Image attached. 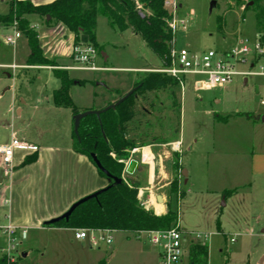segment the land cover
Masks as SVG:
<instances>
[{"label": "rangeland", "instance_id": "374dc122", "mask_svg": "<svg viewBox=\"0 0 264 264\" xmlns=\"http://www.w3.org/2000/svg\"><path fill=\"white\" fill-rule=\"evenodd\" d=\"M10 1H0V15L5 16L9 13ZM176 1L182 7L178 10L177 20L187 22L185 30L180 28L176 32L178 48L189 47L196 52L213 50L221 54L235 48L243 39L253 42L258 35L254 10L244 12V8L237 7L235 3L218 0V7L211 13L210 0ZM219 18L224 19L223 30L219 27ZM14 33L13 28L8 29L7 34L1 38V64H22L29 54L28 46L21 37L15 47L5 45L3 38L12 36ZM96 35L98 42L104 47V53L109 58L108 61H104L102 57H98L97 66L102 70L68 71L72 79L86 82L85 86L73 85L70 92L74 105L81 113L98 111L105 109L109 104H115L136 89L135 84L142 80L143 73H160L158 71L164 69L160 58L140 36L135 35L131 30L121 33L113 29L105 17L100 16ZM75 65L72 64V66ZM61 66L66 65L61 64ZM131 68H141L143 71L121 70ZM237 70L248 72L250 68L248 64L239 65ZM8 75L12 77L9 78ZM0 80L5 84H16L19 94L28 100L35 99L40 90L52 92L53 84L58 86L57 89L61 87L60 80L56 79L50 71L38 72L19 68L13 72V70L0 68ZM196 80L197 78L194 77L186 78L184 90L181 84H178L172 88L152 93L150 99L154 105L150 106L148 102L138 105V117L129 127L128 138L134 140L137 149L153 147V150L157 152L169 153L173 161L176 156L179 157V162L182 158L181 168L186 171L191 170L192 173L196 169L200 172L202 169L203 172L206 168L205 161L210 162V158L216 159L212 169L215 171V179L219 184L223 178L220 174L219 155L227 151L226 148L236 150V148L243 149L251 145L247 143L248 134L243 133L242 127L249 126L248 121L262 123L264 106L260 103L261 97L256 93V88L259 87L261 95L264 94V79L236 76L227 88L211 90H198ZM107 88L112 92H109ZM172 90L175 94V105L170 97ZM27 117L25 115L24 120ZM73 117L71 109L62 112V125H59L58 120L54 121V117L52 121L37 117L35 122L28 127L30 137H36L35 142L40 144L58 142L60 141L58 138H61L63 142L64 139L69 142L74 130ZM26 127V125L23 126V128ZM180 132L183 135V148L181 153H176L171 145L180 140ZM259 137L264 139V130ZM156 145L162 147L155 148ZM189 146L194 148L192 152H187L186 149ZM158 149L161 150L158 151ZM133 151L129 161L139 160V156L133 155ZM167 167L168 172L172 170L170 166ZM174 175H176L175 171L173 178ZM178 178L180 183L184 179L179 173ZM124 179L138 184L140 195L138 197L141 204L148 203L156 195L163 197L166 203L172 200L178 213L180 208V214L185 223H189L191 227H202L204 233L199 235L202 242L207 241L208 243L209 264H256L262 247L247 236H236V233L240 231L235 225H228L225 235L210 233L211 229H208L206 219L211 202H208L205 194L190 196L184 199L178 207L183 193L171 198L169 187H161L167 183V179L160 171L157 170L153 185H148V174L145 167L137 175L135 173L128 175L125 170ZM196 186L199 191L202 190L199 180ZM182 189L187 194L190 186L183 185ZM146 205L151 210V206ZM6 213L8 209L0 207L1 225H4ZM197 215L201 220L197 218ZM122 236H116L114 233V241L111 245L101 243L100 249L96 248L93 252L87 248L90 255L88 259H84L87 261L83 264H98V262L106 264L116 239L123 238ZM71 242L72 234L69 232L28 229L25 240L19 233L15 250L11 256L16 259L27 254L25 264H82L79 253L80 242L74 245ZM7 246V238L0 233V257L5 256L2 247ZM156 250L158 251L157 248Z\"/></svg>", "mask_w": 264, "mask_h": 264}, {"label": "crops", "instance_id": "0c3cea01", "mask_svg": "<svg viewBox=\"0 0 264 264\" xmlns=\"http://www.w3.org/2000/svg\"><path fill=\"white\" fill-rule=\"evenodd\" d=\"M0 1L5 2L7 0ZM26 1H31L34 5H47L56 0ZM27 19L31 23V27L38 32L44 57L49 60H56L60 66L61 64L66 65L65 67L61 66L59 69L77 71L72 69L74 67L72 64H75L73 60L76 48L75 35L61 23L47 26L45 20L37 15H29ZM12 28L0 25V41L7 34V30ZM5 38H3V41ZM21 38L25 40V44L28 46L27 39L23 35ZM29 55L30 49L22 64L0 63V68L12 70L4 67L16 65L23 70L50 71L54 75L52 67L28 66ZM102 57L104 61L109 59L104 52ZM121 70L143 71L141 68ZM15 71L13 70V72ZM8 77L12 76L8 75ZM185 86V84L182 86V90ZM57 87L53 84L52 92L40 90L35 99L28 100L19 94L16 84L9 85L0 80V146L9 145L13 140H18L27 142L38 149L35 153L17 150L14 155L12 169L8 172L0 164V207L8 209V213L5 214L4 225L0 224V227L14 226L19 231L35 229L69 232L72 234V245L80 242L79 253L83 264L87 261H84V259H88V255H90L87 248L92 252L96 249L92 247L90 241L88 239L77 240L75 238L76 230L47 228L44 227V224L65 214L79 200L105 189L109 183L100 176L95 165L87 157L73 150L72 136L69 142L65 139L63 142L61 138H58L60 140L58 142L44 144L35 142L36 137H30L28 127L31 126L32 122H35L37 117L49 119V121H52L54 117L53 120H58L59 125H62V112H66L68 109L59 108L54 104L53 93L58 90ZM25 115L28 116L26 120H24ZM248 123L249 126L242 127V130L244 134H248L249 140L247 143L251 145L247 144V147L243 149L241 147L236 148V150L226 148L227 151L222 152L218 157L220 174L223 176L219 184L215 179V171L212 169L216 159L210 158V162L205 161L206 168L203 169V172L202 169L201 172L196 169L193 173L191 170H185L187 183L185 178L181 182L183 197L180 199L178 207L184 199L190 196L205 194L208 202H211L209 203L210 211L206 219L208 229H211L210 233L225 235L228 225H235L236 229L240 231L236 233V236H247L262 247V252L259 254L256 264H264V139L259 137V134L264 130V122L252 123L248 121ZM24 125L27 127L23 128ZM59 125L57 124L58 127H61ZM180 133L181 138L178 141L184 142L182 132ZM160 147L162 146L156 145L155 148ZM160 150L158 149V151ZM186 150L192 152L194 148L189 146ZM134 154L139 156V160L137 159L139 165L134 172L135 175L145 167L148 174V185H153L158 170L167 179V183L161 187H169L174 172V161L169 153H160L153 150V147H147L135 149ZM33 155H37V161L24 166L23 163L26 158ZM179 164L180 167L183 166L182 158H180ZM167 166H170L172 170L168 172ZM183 171L184 168L181 169V175ZM198 180L203 191H199L196 186ZM209 183L211 184L209 185ZM205 184L208 186L205 187ZM183 185L190 186L187 194L182 189ZM227 192H230V194H227ZM157 197L156 195L151 198L148 205L151 206V210L156 215H165L167 213V203L163 197V202L159 203ZM197 216L200 219L199 215ZM178 227L187 236L204 233L202 227H191L189 223L183 221L180 208ZM114 233L116 236L123 235V238L116 239L111 256L106 264H113L117 260L119 261L116 264H160L159 251L146 240H141L134 234L125 232ZM204 244L208 246L207 241H204ZM7 249L8 246L6 248L2 247L4 254ZM97 249H100V247ZM24 255L26 257H22L21 264H25V259L28 258L27 254ZM98 264H101V262H98ZM185 264H188V259H185Z\"/></svg>", "mask_w": 264, "mask_h": 264}, {"label": "trees", "instance_id": "16d2710c", "mask_svg": "<svg viewBox=\"0 0 264 264\" xmlns=\"http://www.w3.org/2000/svg\"><path fill=\"white\" fill-rule=\"evenodd\" d=\"M166 1L56 0L47 5H34L31 1L11 0L9 13L5 16L0 15V25L13 27L14 23H17V30L27 39L30 49L28 66L53 68L54 76L61 82L60 89L53 93V102L59 108L71 109L75 116L81 112L72 101L71 88L76 84L84 86L86 82L72 79L67 70L59 69L61 66L56 60L44 57L38 32L31 27L27 17L37 15L45 20L47 26L63 24L75 35L76 48L91 46L98 52V57H102L104 47L97 40V23L100 16L105 17L113 29L121 33L131 30L135 35L140 36L166 68L171 65L170 50L175 38L169 27L172 16L165 7ZM226 1L235 3L239 8L243 7L244 12L254 10L258 33L264 35V0ZM224 26V19L219 18L220 29L223 30ZM84 35L88 37L87 44H83L81 41V37ZM143 74L142 80L135 84L136 91L127 100L115 110L102 114L100 118L88 116L82 119L78 135L74 133V130L72 135L73 150L76 153L87 157L93 165L95 163L91 155L95 154L104 169L113 177L123 179V182L108 188L96 199L79 206L68 220L63 219L55 224H44V227L70 230H110L134 235L145 231H164L176 227L179 213L174 208L172 200L167 202V213L158 216L153 210L140 203L138 184L124 179L126 163L131 158L132 151L138 148L134 140L128 138L129 127L138 117V105L148 102L150 106H153L154 102L150 99L152 93L180 84L179 81L167 74ZM107 90L112 92L108 88ZM174 95L172 90L170 97L175 105ZM37 158V155L28 157L23 165L32 164L37 161ZM181 169L179 157L176 156L174 159L176 175L169 186L171 198L181 193V183L178 178ZM97 170L102 178L108 180L102 171L98 168ZM112 184L113 182L108 186ZM208 257L207 244L194 242L190 245L188 264H209ZM22 261V257L16 259L7 256L0 257V264H21Z\"/></svg>", "mask_w": 264, "mask_h": 264}, {"label": "built area", "instance_id": "2783aa9c", "mask_svg": "<svg viewBox=\"0 0 264 264\" xmlns=\"http://www.w3.org/2000/svg\"><path fill=\"white\" fill-rule=\"evenodd\" d=\"M166 9L170 12L172 18L169 21V27L174 36L181 28L186 29L187 22L177 20L178 10L181 8L176 0H167ZM14 35L7 36L4 43L7 46L15 47L22 34L17 30V23L13 25ZM75 66L72 68L77 71H100L97 66L98 52L91 46L75 48L74 52ZM171 65L158 71L167 74L179 81L181 86L185 84V79L189 77L197 78L196 86L200 90L227 88L233 82L234 77H261L264 79V35L259 34L251 42L249 39L241 40L238 45L230 51L218 54L213 50L196 52L189 47L178 48L176 37L171 44L170 50ZM249 65L250 71L242 72L237 70L239 65ZM4 68L17 70L16 65L6 66ZM261 98L260 103L264 106V94L261 95L259 87L258 93ZM172 150L181 153L183 142L173 143ZM17 150L37 152V147L27 142L13 140L9 145L0 146V164L8 172L12 169L13 159ZM131 161V160H130ZM129 161V163H130ZM127 168V167H126ZM140 197V195H139ZM138 197V198H139ZM148 203L142 204L147 207ZM0 233L8 240V249L5 256L14 259L11 254L15 250V243L19 233L23 240L27 238V231L14 226L0 227ZM113 231L105 230H76L75 238L77 240L88 239L92 247L99 248L101 243L110 245L113 241ZM141 240H146L159 251L160 264H185L188 259L189 247L194 242L201 241V236L195 234L185 235L181 229L176 227L164 231H145L136 235Z\"/></svg>", "mask_w": 264, "mask_h": 264}, {"label": "water", "instance_id": "95a60500", "mask_svg": "<svg viewBox=\"0 0 264 264\" xmlns=\"http://www.w3.org/2000/svg\"><path fill=\"white\" fill-rule=\"evenodd\" d=\"M211 3H210V12L212 13L213 10L217 7L218 5V1L217 0H210ZM49 19V17H48ZM81 41L83 44H87L88 43V37L87 36H82L81 37ZM99 85H102L104 86L103 84H99ZM136 91V89L132 90L131 92H129L126 96H124L122 99H120L118 102H116L115 104H112L108 107H106L105 109H101V110H98V111H85V112H82V113H79L77 115H75L73 117V121H74V133L76 135H78V130H79V126H80V123L82 121V119L88 117V116H96L98 118L101 117L102 114H105L106 112L110 111V110H115L120 104H122L125 100H127L134 92ZM256 93H258V87L256 88ZM262 121L264 122V117L262 118ZM91 158L93 160V162L95 163L96 167L102 171L106 177L108 178V183H111L113 182L112 185L106 187L105 189L103 190H100L92 195H89L81 200H79L78 202H76L74 205L71 206V208L65 213L63 214L62 216L58 217V218H55L49 222H46L45 224H55L63 219L65 220H68L69 217L71 216V214L79 207L81 206L82 204L86 203V202H89L93 199H96L102 192H104L105 190H107L108 188H112V187H115L119 184H121L123 182V179H118L116 177H113L110 173H108L104 167L101 165L100 161L98 160L97 156L95 154H92L91 155ZM139 165V162L135 159L131 160L128 167L126 168V173L128 175H133L134 172L136 171L137 167ZM182 176L186 179V183H187V173L186 171L184 170L183 171V174ZM157 201L159 203H162L163 202V199L161 196H158L157 197ZM23 257H26V255H23Z\"/></svg>", "mask_w": 264, "mask_h": 264}, {"label": "bare ground", "instance_id": "6f19581e", "mask_svg": "<svg viewBox=\"0 0 264 264\" xmlns=\"http://www.w3.org/2000/svg\"><path fill=\"white\" fill-rule=\"evenodd\" d=\"M160 208V207H159ZM158 209V208H157ZM160 210H162V209H160ZM159 211V210H158Z\"/></svg>", "mask_w": 264, "mask_h": 264}]
</instances>
